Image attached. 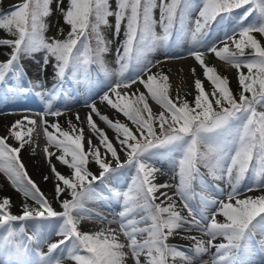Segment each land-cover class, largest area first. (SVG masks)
<instances>
[{"label":"snow or ice","instance_id":"6c2138e0","mask_svg":"<svg viewBox=\"0 0 264 264\" xmlns=\"http://www.w3.org/2000/svg\"><path fill=\"white\" fill-rule=\"evenodd\" d=\"M54 13L66 34L47 35ZM0 31V102L40 89L44 105L0 136V173L24 197L20 214L0 197V264H264V0H22L0 12ZM185 42L200 72L181 92L153 53L180 59L167 53ZM38 53L50 88L27 80L22 60ZM207 54L236 70L235 88ZM69 84L95 91L112 116L92 99L66 126L50 121ZM41 132L59 210L20 155L35 153ZM165 157L174 183L158 180ZM121 176L125 186L108 187ZM88 201L119 210L109 218ZM85 220L101 226L85 230Z\"/></svg>","mask_w":264,"mask_h":264},{"label":"rangeland","instance_id":"374dc122","mask_svg":"<svg viewBox=\"0 0 264 264\" xmlns=\"http://www.w3.org/2000/svg\"><path fill=\"white\" fill-rule=\"evenodd\" d=\"M0 2L2 4L7 5V6L13 7V6L21 3L22 0H0ZM52 7L55 8V4H53ZM48 24H49V31H48L47 35H49V36L57 35L59 28H63L64 32H66L68 30V26L64 24L63 19L59 15V13H54L53 15H51L48 18ZM103 31H104L106 38L111 40L112 39V31L108 28H105ZM4 35H5V33L3 31H0V36H4ZM118 43H119L118 40L113 41V43L110 46L112 51L107 53L104 57L106 64L110 69H115L117 67V65L115 63V61H116L115 48L118 46ZM189 46L190 45L185 42V43H182L176 47H173L169 52L178 51L183 57H190V56H188V52H187V49ZM40 56H41V54L38 53L35 55V59L24 58L22 60V63L24 64V68L28 74L27 80H31V81H35L38 79L43 80L46 82V86L50 88L52 83H53V78L51 75L52 70H51V68H49L50 72L48 74L40 72V67H39V63H38V61L40 60ZM164 56H165V53L162 50L158 51L157 53H153L154 59H158L160 61H164ZM2 59H4V57L2 55H0V60H2ZM205 59H206V61H208V63L214 64L213 62H211V60L207 56L205 57ZM189 63H190L189 64L190 69L195 66V67H197V73L200 72L199 67L196 65V63L194 61L189 60ZM216 67L219 69V71L222 74H225L226 76L229 77L231 84L235 88L236 87V70L233 74L228 75L227 73L223 72L217 65H216ZM152 71L155 72V71H157V69L153 68ZM96 72L97 71H94V73H93V80L96 79ZM101 78H102V74H101ZM27 80L25 81V86H27ZM170 80H171V78H170ZM171 82H172V80H171ZM191 84H192V80L190 82V85ZM66 87L68 88L69 93L74 92V90H76V89H78V90L82 89V92L85 94V95L83 94V97H85L84 99L86 101L91 102L92 99H95L97 102V105L101 108V110L103 112H105L106 114L112 116V112L109 109L105 108L103 105H100L99 98L96 95H94L93 98H91V92L92 91H89L86 87L77 88L75 85H72V84H69ZM173 87H174V85H173ZM174 90H175V88H174ZM186 90H190V89H186ZM35 91H40V89H35L33 92H30L28 94H23V95L19 96L18 98H11L10 97L8 100H10V101L13 100L17 104L29 103L32 105H38V107H40V106L44 107L43 102L34 94ZM67 97L68 96H64L62 98L58 97L56 100L53 101V110L58 109L61 112H63L64 114L58 118L49 116L48 119L50 121L58 119L59 122L65 126H66V120L67 119L71 118L74 121L73 113L71 114L72 109H66L65 107H62V108L60 107V106H63V104H64L61 100H64ZM190 98L191 97H189V99ZM5 102L6 101L0 102V104H4ZM85 102L79 103L76 106V108H74L75 110L80 109L79 113L82 114V115L80 114L81 117H83L84 114L88 111V109L85 107ZM43 107H40V108L30 107L27 109L26 107H16V106H8V105L4 106L3 111H6L5 113L8 114V115H6L8 117H4L3 121H0V136H4L7 133V129L11 125V123H13L17 119H20L23 114H30L26 110H31V113H34L36 111L41 110ZM120 118L123 119V117H120ZM101 126H103V125H101ZM109 135H112V133L109 132ZM36 141L40 145V147L36 149L35 153H33L31 148L26 146L25 149H23L21 151V154H20L21 159H22V161L25 165V168H26L29 176L31 177V179L40 187L41 191L45 194V196H47V198L53 202V206L57 207V209L59 210L58 204L55 201H53L54 182L52 179H49L48 181L44 180L45 175L50 176V169H49L48 163L45 159V155L43 152V146H44L45 141H44L42 132L40 133L39 137H36ZM37 160L41 161V163L44 164L45 169H44L43 173L39 172L36 168V161ZM55 163H56V166H57L59 171H61L62 173H67L68 170L65 166L60 165L59 162H55ZM157 167L160 168V170H161L160 173L158 174L159 182H161V183H163V182L174 183L175 182L173 180V175H174L173 170H172L173 166L167 157L163 158L160 161V163L157 164ZM92 168H93V171L97 170L94 165L92 166ZM201 170H202V172H205V174H206L205 169L201 168ZM206 179L208 180V182H212L211 177H207V175H206ZM126 180H127V177L125 178V180L122 182V184L120 186H125ZM110 182H112V181H110ZM0 186H2V187H0V197H4V196L10 197L12 202H13V206L11 208L12 213L13 214H20L21 204L24 201V197L22 196V194L18 193L11 186L10 182L7 180V178L4 176L3 173H0ZM196 190L199 191L198 185L196 186ZM100 191H102L103 194H105V195L108 194L103 189H100ZM169 194H171V191H169ZM178 205H179V202H178ZM107 206H109V204H107L106 202H103V201H88L86 203V207L94 209L95 211H98L104 215L111 214L114 210H116V211L119 210V205L115 202H112L111 205L109 206L112 208V210H110ZM100 226H101L100 224H94L93 222L87 221V220L82 222V227H84L85 230L99 228ZM113 227H115V225H113ZM28 230H29V234H31V229H28ZM55 239H56V237H53V240H55ZM172 242L177 244V245H180L182 247H187L190 244L189 241L181 239L180 236L175 237V239L172 240ZM44 250H46V246H45Z\"/></svg>","mask_w":264,"mask_h":264},{"label":"bare ground","instance_id":"6f19581e","mask_svg":"<svg viewBox=\"0 0 264 264\" xmlns=\"http://www.w3.org/2000/svg\"><path fill=\"white\" fill-rule=\"evenodd\" d=\"M10 8H12V7H10ZM167 54L168 55H177L179 57H182L180 59L167 60L166 57L164 56V61H162V64H161L162 69L169 73L170 78L172 80V83L174 85V88L175 89L179 88L181 90V92H183L186 89H190L189 86H190V82L192 80V76H191L190 68H189V64H190L189 60L190 61L191 60L194 61L193 58H191V57H183L178 51L168 52ZM206 56L211 60V62L216 64L223 72L227 73L228 75L229 74L231 75V74H233L235 72L234 68H232L231 66L225 64L222 61H219L217 58L214 57V55L207 54ZM93 69H94V71H99L96 68H93ZM94 71H93V73H94ZM49 72H50V70L48 69L47 72H44V73L48 74ZM98 87H99V85H97V89H98ZM83 94L84 93L82 92V89L81 90H78V89L74 90V92H72V95L68 96L64 100H61L64 104H63V106H60V107L61 108L65 107L66 109H72L71 114L73 113V116H74L75 113L79 112V110H80V109L79 110H75L74 108H76V106L79 103H82V102L86 101L84 99L85 97H83ZM94 95H95V91H92L91 92V98H93ZM15 103L16 102H14L13 100H11V101L10 100H6V102L4 104H0V121H3L4 117H8V116H6V115H8V114L5 113L6 111H3V107L7 106V105L8 106H16V107H26L27 109L30 108V107H34V108L43 107V106L38 107V105H32V104H29V103H19V104H17V103L15 104ZM36 168L41 173H43L44 169H45L44 168V164L41 163V161H38V160L36 161ZM107 207L110 210H112L111 207H109V206H107ZM114 211H116V210H114ZM108 215H109V218H111L110 214H108ZM197 235H198V233H197Z\"/></svg>","mask_w":264,"mask_h":264},{"label":"trees","instance_id":"16d2710c","mask_svg":"<svg viewBox=\"0 0 264 264\" xmlns=\"http://www.w3.org/2000/svg\"><path fill=\"white\" fill-rule=\"evenodd\" d=\"M9 9H11L9 6H6L5 4H2L1 2H0V12H2V13H7L8 12V10ZM68 31V30H67ZM67 31L65 32V34L67 33ZM208 62V61H207ZM210 65H214V64H211V63H209ZM215 66V65H214ZM216 67V66H215ZM93 68H96L97 70H99L98 69V67L97 66H93ZM217 68V67H216ZM217 70L219 71V69L217 68ZM220 72V71H219ZM221 73V72H220ZM222 74V73H221ZM223 75H225V74H223ZM232 87H233V85H232ZM234 88V87H233ZM124 178H125V176H121V177H119L117 180H112V182L111 183H108V187L109 188H115V187H118V186H120L121 185V183L123 182V180H124Z\"/></svg>","mask_w":264,"mask_h":264}]
</instances>
